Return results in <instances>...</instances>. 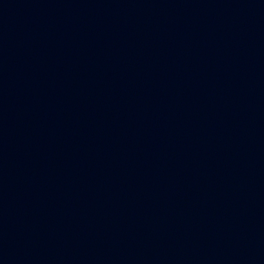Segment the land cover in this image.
Wrapping results in <instances>:
<instances>
[{"label":"water","instance_id":"water-1","mask_svg":"<svg viewBox=\"0 0 264 264\" xmlns=\"http://www.w3.org/2000/svg\"><path fill=\"white\" fill-rule=\"evenodd\" d=\"M0 264H264V0H0Z\"/></svg>","mask_w":264,"mask_h":264}]
</instances>
